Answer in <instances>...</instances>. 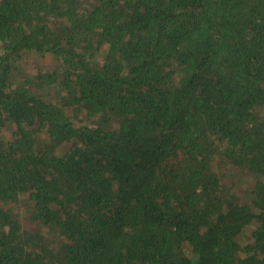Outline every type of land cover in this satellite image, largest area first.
<instances>
[{"label":"trees","instance_id":"obj_1","mask_svg":"<svg viewBox=\"0 0 264 264\" xmlns=\"http://www.w3.org/2000/svg\"><path fill=\"white\" fill-rule=\"evenodd\" d=\"M0 264H264V0H0Z\"/></svg>","mask_w":264,"mask_h":264},{"label":"rangeland","instance_id":"obj_2","mask_svg":"<svg viewBox=\"0 0 264 264\" xmlns=\"http://www.w3.org/2000/svg\"><path fill=\"white\" fill-rule=\"evenodd\" d=\"M43 61H44V63H45L46 65H50L51 62H52L50 56L44 57V58H43Z\"/></svg>","mask_w":264,"mask_h":264}]
</instances>
